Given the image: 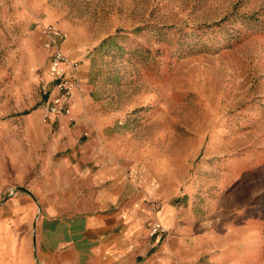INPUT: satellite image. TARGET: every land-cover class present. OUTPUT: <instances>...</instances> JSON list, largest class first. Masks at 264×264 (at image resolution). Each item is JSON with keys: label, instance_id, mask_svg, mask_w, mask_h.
<instances>
[{"label": "rangeland", "instance_id": "rangeland-1", "mask_svg": "<svg viewBox=\"0 0 264 264\" xmlns=\"http://www.w3.org/2000/svg\"><path fill=\"white\" fill-rule=\"evenodd\" d=\"M46 26L65 34L59 48L66 38L82 44L80 58L69 56L82 71L73 96L86 98L104 127L106 152L120 154L124 168L137 159L153 169L172 201L191 206L197 225L188 238L203 239L189 264H212L211 232L221 244L233 216L264 217V0H0L7 158L29 148L28 122L42 123L52 85ZM0 169L10 181L0 191V264H14L29 229L3 223L14 221L11 198L24 192L14 161ZM31 246L20 258L36 263Z\"/></svg>", "mask_w": 264, "mask_h": 264}, {"label": "crops", "instance_id": "crops-1", "mask_svg": "<svg viewBox=\"0 0 264 264\" xmlns=\"http://www.w3.org/2000/svg\"><path fill=\"white\" fill-rule=\"evenodd\" d=\"M59 46L70 57L82 56V44L72 38ZM81 72L68 76L78 81ZM85 103L75 95L69 115L29 121V148L21 147V157L0 152V162L14 161V180L24 192L11 198L14 221L3 224L19 220V227L29 229L17 239L14 264H189L203 239L188 238L197 225L191 206L172 201L170 190L156 184V172L139 169L137 159L130 169L119 165L120 154L106 152L99 132L104 127ZM9 185L0 169V191ZM241 216L226 221L221 244L211 232L212 264H264V217L238 221ZM153 221L167 231L152 235ZM31 244L36 263L27 254L20 258V249Z\"/></svg>", "mask_w": 264, "mask_h": 264}, {"label": "built area", "instance_id": "built-area-1", "mask_svg": "<svg viewBox=\"0 0 264 264\" xmlns=\"http://www.w3.org/2000/svg\"><path fill=\"white\" fill-rule=\"evenodd\" d=\"M42 33L51 41V44H48L51 49L48 74L51 76L52 85L40 108L42 120L48 122L61 115H69L71 112V100L77 89V81L68 76V73H73L77 69V61L67 56L57 46V42L65 38L62 31L46 26L42 29ZM166 231L158 221L150 224L152 235L164 234Z\"/></svg>", "mask_w": 264, "mask_h": 264}]
</instances>
